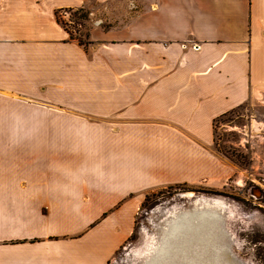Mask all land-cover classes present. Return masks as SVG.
Wrapping results in <instances>:
<instances>
[{"label":"crops","instance_id":"0c3cea01","mask_svg":"<svg viewBox=\"0 0 264 264\" xmlns=\"http://www.w3.org/2000/svg\"><path fill=\"white\" fill-rule=\"evenodd\" d=\"M85 1L0 0V264H107L148 192L220 175L214 118L264 100V0H152L82 45L56 11Z\"/></svg>","mask_w":264,"mask_h":264},{"label":"rangeland","instance_id":"374dc122","mask_svg":"<svg viewBox=\"0 0 264 264\" xmlns=\"http://www.w3.org/2000/svg\"><path fill=\"white\" fill-rule=\"evenodd\" d=\"M151 1L87 0L83 6L71 10L62 8L60 17L67 30L79 37L86 29L96 26L106 29L122 28L135 19ZM77 8L89 12V21L75 20L73 12ZM256 120L264 121L262 99H252L235 108L221 121H217L215 125L217 145H214L213 140L212 152L217 157L219 176L191 184L180 183L182 185L159 187L147 194L145 192L147 187L139 185H131L135 190H123L119 193L117 191L118 197L125 199L131 196L136 198L133 193L138 188L144 189L142 193L146 194V201L136 214L131 238L120 246L107 264H133L134 260L145 252L151 239L154 221L161 220L163 210H172L199 198L216 201L224 207L226 227L233 236L232 247L236 255L249 264H264V125H261L259 130L253 129L252 122ZM222 147L228 150L227 157L220 153ZM55 167L64 168L63 166L59 168L57 161ZM78 179L80 178L76 180ZM252 188L259 194H253ZM74 189L75 196L82 199L85 193L81 185L76 183ZM45 194H48V191L42 192V197ZM113 197L114 195L110 196L109 200ZM58 198L59 195H55V199L59 200ZM81 208L82 204L77 200L72 203L75 212ZM107 208L108 205L100 206L99 212L107 215L105 224L109 225ZM97 210L83 211L82 221L92 219L97 215ZM71 228L72 225L69 224L63 232H70Z\"/></svg>","mask_w":264,"mask_h":264},{"label":"water","instance_id":"95a60500","mask_svg":"<svg viewBox=\"0 0 264 264\" xmlns=\"http://www.w3.org/2000/svg\"><path fill=\"white\" fill-rule=\"evenodd\" d=\"M187 195L189 194L187 193ZM207 206H212L218 214V225L211 229L209 235H217V239L212 241L211 237H208V240L204 241L202 227H193L189 224L190 226L182 231V236L178 239L185 250L184 254L170 252L172 255L168 256V260H171L172 264H249L233 251V236L226 227L224 207L216 201L200 198L192 199L188 204L172 210H163L161 220L154 221L155 225H153L151 239L145 252L136 258L133 264L153 262L154 255H157L160 246L165 244L164 237L170 236V230L174 226L173 220L178 217L182 218L191 211L204 209Z\"/></svg>","mask_w":264,"mask_h":264},{"label":"bare ground","instance_id":"6f19581e","mask_svg":"<svg viewBox=\"0 0 264 264\" xmlns=\"http://www.w3.org/2000/svg\"><path fill=\"white\" fill-rule=\"evenodd\" d=\"M264 123L252 122V128L259 130L260 126ZM218 214L212 206H207L204 209L194 210L187 213L185 216L174 219V226L171 228L170 236L164 237L165 244L161 245L157 251V255H154L153 262L148 261V264H172L171 260H168V256H171L172 252H179L184 254V248L181 246L178 240L182 235V231L188 228L191 224L193 227H202L204 241L208 240V237L212 241L217 239V235L209 236L211 229L218 225ZM227 221V220H226ZM208 232H205V231ZM171 252V253H170Z\"/></svg>","mask_w":264,"mask_h":264},{"label":"trees","instance_id":"16d2710c","mask_svg":"<svg viewBox=\"0 0 264 264\" xmlns=\"http://www.w3.org/2000/svg\"><path fill=\"white\" fill-rule=\"evenodd\" d=\"M71 9L72 8H66V10H71ZM61 10L62 9H59V10L56 11V19H57V21L66 30V32L69 34L70 38L77 39L79 44L84 45L85 42H86L84 38H86L89 35L90 28L86 29V31L82 34V36L81 35L79 37L76 36V35L74 36V34L72 32L67 30V28L64 25V22L62 21V19L60 17ZM63 10H65V9H63ZM88 15H89V12L84 10V9H82V8H77L73 12V16L75 17V20L76 19H83L85 21H89ZM76 23H77V21H76ZM78 23H79V25H82L80 22H78ZM232 111H234V110H230L228 112H224V113L220 114L219 116H217L216 118H214V120L212 121V132H213V137H214L213 140H214V145L215 146L217 145L216 136H215V127H216L215 125H216L217 121H221V119L223 117H226ZM220 153H222V155H225L226 157L228 156V154H227L228 150H225L224 147L220 148ZM229 155H231V154L229 153ZM177 185H182V184H177ZM145 201H146V199L142 202L141 206L145 205V203H144ZM131 236H132V234L129 236V238H131Z\"/></svg>","mask_w":264,"mask_h":264},{"label":"flooded vegetation","instance_id":"af4514ba","mask_svg":"<svg viewBox=\"0 0 264 264\" xmlns=\"http://www.w3.org/2000/svg\"><path fill=\"white\" fill-rule=\"evenodd\" d=\"M251 191H252V193H253V194H256V195H258V194H259V193H258V191H257L255 188H252V190H251Z\"/></svg>","mask_w":264,"mask_h":264}]
</instances>
